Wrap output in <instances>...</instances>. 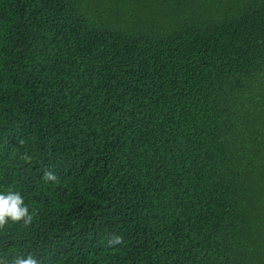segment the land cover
I'll list each match as a JSON object with an SVG mask.
<instances>
[{
  "label": "trees",
  "instance_id": "obj_1",
  "mask_svg": "<svg viewBox=\"0 0 264 264\" xmlns=\"http://www.w3.org/2000/svg\"><path fill=\"white\" fill-rule=\"evenodd\" d=\"M9 190L0 264H264V0H0Z\"/></svg>",
  "mask_w": 264,
  "mask_h": 264
},
{
  "label": "clouds",
  "instance_id": "obj_2",
  "mask_svg": "<svg viewBox=\"0 0 264 264\" xmlns=\"http://www.w3.org/2000/svg\"><path fill=\"white\" fill-rule=\"evenodd\" d=\"M45 176L50 181H55L57 177L52 172H46ZM32 215L29 214L28 207L19 192L9 190L6 194H0V227H3L9 220L16 223L23 221L25 225L32 222ZM120 237H114L110 244L119 243ZM15 264H38L37 260L31 256L26 258L18 257Z\"/></svg>",
  "mask_w": 264,
  "mask_h": 264
}]
</instances>
